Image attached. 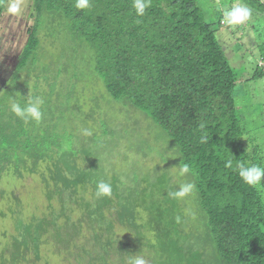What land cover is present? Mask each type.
Wrapping results in <instances>:
<instances>
[{
    "label": "trees",
    "instance_id": "16d2710c",
    "mask_svg": "<svg viewBox=\"0 0 264 264\" xmlns=\"http://www.w3.org/2000/svg\"><path fill=\"white\" fill-rule=\"evenodd\" d=\"M9 1L0 0V22ZM240 1L263 12L262 0ZM29 2L34 22L11 79L38 72L37 24L61 22L76 46L89 49L107 94L171 138L179 164L192 170L194 200L186 214L167 182L148 189L151 182L116 180L108 182L111 197L98 198L95 166L84 170L78 161L92 145L75 146V134L42 120L24 123L0 99V183L38 175L46 201L43 212L24 218L14 193L0 196L12 223L0 232V264H130L134 256L147 264H264V188L244 183L236 167H264V145L245 130L235 102L238 87L264 78V68L239 82L197 0H152L142 17L133 0H90L87 9L75 0ZM258 49L264 60V44Z\"/></svg>",
    "mask_w": 264,
    "mask_h": 264
},
{
    "label": "rangeland",
    "instance_id": "374dc122",
    "mask_svg": "<svg viewBox=\"0 0 264 264\" xmlns=\"http://www.w3.org/2000/svg\"><path fill=\"white\" fill-rule=\"evenodd\" d=\"M238 3L241 1L197 0V6L205 15L206 22L216 29L215 37L243 84L256 70L260 54L258 47L264 44V8L260 13L253 10L251 21L245 25L224 24L223 12ZM21 5V14L7 11L0 22V94L6 87L0 99L10 102L9 97L15 95L20 100L25 98V101L28 97H42V124L45 127L51 131L59 128L61 133L72 132L75 136L71 140L75 146L92 145L91 152L87 151L90 154L86 157L80 154L78 161L84 170L95 166L93 173L96 179L91 175L93 182L116 180L126 187L131 186V182H151L148 189L158 182H167L166 186L176 190L183 183H193L191 174H178L180 155L171 138L144 113L116 102L107 94L102 80L94 71L89 49L85 45L81 48L76 46L61 22L46 18L37 24L41 46L35 69L38 72L33 74L29 70L11 79L27 41V30L34 22L31 2L21 0ZM238 89L235 102L241 113L242 125L258 138V144L260 142L263 147L264 78L245 82ZM84 129H90L92 135H84ZM38 166L40 173L43 167L46 168L44 163ZM46 178L49 180L48 176ZM38 182H42L38 175L19 181L6 180L0 183V196L3 194L6 198L14 193L21 201L22 216L31 217L46 207ZM160 190L156 195L161 193ZM90 194L91 191L87 195ZM149 198L147 203H150ZM164 198L165 195L161 198L162 203ZM193 200L194 192L176 199L177 203L184 205L186 214L192 211ZM8 204L0 200V208L4 205L2 211L6 214L4 220L0 219V232L5 228L11 231Z\"/></svg>",
    "mask_w": 264,
    "mask_h": 264
},
{
    "label": "clouds",
    "instance_id": "9594fccd",
    "mask_svg": "<svg viewBox=\"0 0 264 264\" xmlns=\"http://www.w3.org/2000/svg\"><path fill=\"white\" fill-rule=\"evenodd\" d=\"M152 0H133V8L138 17L145 15L146 10L151 7ZM91 6L90 0H75V7L77 9H87ZM7 11L11 14H21L23 11L21 0H10ZM253 16V9L246 3H238L235 6L226 9L223 12V23L230 26L245 25L247 22L251 21ZM260 59H258L259 62ZM258 66V64H257ZM19 96H21L19 94ZM10 111L24 123L34 121L39 123L44 116L42 111V106L44 100L42 97H28L24 103H21L17 95L15 97L10 96ZM203 127V125H201ZM83 134L86 136H91L92 131L90 129H84ZM207 137H202L201 142H205ZM226 167H232V160L226 161ZM238 175L244 183L249 186L264 188V167L257 164H245L241 162L237 166ZM191 168L186 163L179 164L180 176H185L191 173ZM195 184L191 182H186L179 185L178 190L172 191L169 195L174 198H184L194 192ZM95 195L99 197H111L112 195V185L104 180H100L96 183ZM177 222H179L180 217L178 216ZM130 264H147L146 260L142 256H134Z\"/></svg>",
    "mask_w": 264,
    "mask_h": 264
},
{
    "label": "built area",
    "instance_id": "2783aa9c",
    "mask_svg": "<svg viewBox=\"0 0 264 264\" xmlns=\"http://www.w3.org/2000/svg\"><path fill=\"white\" fill-rule=\"evenodd\" d=\"M258 67L264 68V60H262V59L259 60Z\"/></svg>",
    "mask_w": 264,
    "mask_h": 264
}]
</instances>
